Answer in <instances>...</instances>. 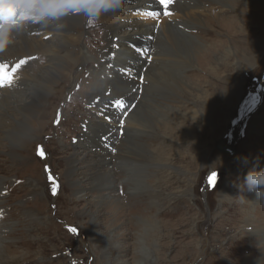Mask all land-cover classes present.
Returning <instances> with one entry per match:
<instances>
[{"label":"rangeland","instance_id":"obj_1","mask_svg":"<svg viewBox=\"0 0 264 264\" xmlns=\"http://www.w3.org/2000/svg\"><path fill=\"white\" fill-rule=\"evenodd\" d=\"M240 1L230 0L236 5L225 8L216 5L215 1L210 3L204 0L202 10L205 14L198 21L202 27L198 25L195 29H187L188 33H198L203 38L193 45L204 48L227 40L221 28L223 21H217L213 16L220 19L230 17L232 23L236 22L234 33L228 40L235 49L225 59L226 64L205 56L201 60H204L205 66L210 65L213 72L205 66L209 71H201L197 61L189 69H181L182 77H188V81L193 80V76L202 77L203 83H197L200 96L191 93L181 99L158 97L155 93L158 89L169 91L171 78L167 73L159 76L152 71L153 68L145 70L148 84L144 91L143 87L141 89L142 99L139 98L137 102L140 101L141 105L138 114L146 127L148 125V129L153 131L143 128L138 136L135 134L125 142V129L123 139L116 146V150L125 151L129 158L136 161L128 163L123 160L126 163L122 161L117 167L114 166V171H117L114 183L120 188L123 186L124 195L117 190L111 193L109 189L99 192L96 188L92 189L101 180L92 181L95 169H91V160L103 157L105 150L102 147L97 151V144L90 136L86 141L88 146L84 143L71 145V138L75 139L82 133L84 120L90 121L94 117L85 115L84 101L88 96L84 94L91 95L90 100L96 97L95 90L100 84L110 87L121 74L130 72H115L110 65L125 69L128 66L126 62H121V57L128 58L133 54L124 52L123 56L115 58L114 65L113 55H105L100 64L101 69L102 66L105 68L103 73L97 71L101 53L97 56L95 49L89 47L101 46L106 30H114L117 37H122L119 43H128L129 33L148 23L134 17L136 14L133 15L131 9L108 13L105 20L100 18L97 21L94 30L99 33L98 37L91 35L87 42L90 31L86 29L87 18L81 15L77 25H74L71 44L65 39L60 43L70 45L69 50L77 52L82 47L88 49L89 56L96 62L82 63L75 56L62 63L66 71L46 101L45 117L36 123L27 144L16 150L15 158L8 147L9 143L0 134V179H3L2 188L5 191L0 198L3 202L0 213L3 240L0 241V249L5 251V261L0 264H141V253L146 258L143 264H262L264 250L260 249L262 246L258 238L251 236L249 231L256 228L252 227L253 222H250L253 218L250 217L258 219L259 225L264 224V200L258 197L257 191L240 189V185L244 173L254 165L258 164L256 170L264 168V2L249 0L246 6L240 8ZM108 16L110 20L106 19ZM174 20L178 24L182 19ZM207 28L214 29V33ZM100 29H105L103 36ZM123 29H127L125 37ZM16 36L12 35V41L18 43L21 40ZM29 37L43 40V35ZM184 44L189 46V54L194 60L198 50L190 44L179 43L178 52L182 53ZM121 50L124 48L118 46V51ZM48 58L43 55L33 62L31 67L38 64L29 69L31 73L45 70L52 63ZM144 66L146 63L142 62L135 70L129 69L142 73ZM109 71H114V74ZM85 72L88 74L87 80H83ZM82 82L87 83L90 91L85 90ZM77 84L82 85L83 89L77 90ZM147 89L150 91L147 92ZM97 91L98 97L100 95L99 98L104 99L101 90ZM192 103L202 112V116L194 115ZM159 106L165 109L170 106L175 112L186 113L184 117L181 115L183 119L179 122L177 118L172 119L176 131L171 135H152L159 133L155 130L154 119V108ZM159 111L168 119L169 112ZM133 115L130 117L131 123ZM58 119L59 125L55 127ZM180 121L184 122L180 124ZM178 123L183 128L179 131ZM222 139H232V146H224L230 150L236 148L233 156L217 150L225 144L221 145ZM158 143H162L167 151L168 159L162 161L166 165L160 168L161 165L155 161L158 159L154 157L156 163L146 164L150 166L144 167L148 171H142L145 176L141 178L135 170L141 168L140 161L148 162L147 154L151 155V148ZM75 146L78 152L86 153L82 168L79 167L70 176L71 181L79 180L80 194L72 192L71 183L67 182L71 159L81 157L77 150L74 151ZM39 149L43 150L44 158L38 155ZM238 157H248V166ZM142 172L140 170V174ZM213 173L216 174V182L208 189L206 178ZM49 175L59 185L56 195L51 192ZM17 181L20 182L18 185L15 184ZM141 181L146 183L148 190L142 187ZM107 202H115L112 208L115 213L105 209ZM4 210L6 216H3ZM88 215H93V223ZM3 219H6L4 223ZM72 228L76 229L75 233L70 231ZM10 256L13 258L6 260Z\"/></svg>","mask_w":264,"mask_h":264},{"label":"bare ground","instance_id":"obj_2","mask_svg":"<svg viewBox=\"0 0 264 264\" xmlns=\"http://www.w3.org/2000/svg\"><path fill=\"white\" fill-rule=\"evenodd\" d=\"M203 1L204 0H185V1L177 0V2L175 3L176 10H177L176 15L174 17H171V20L177 19L179 16V18L181 17V19L183 20L182 24H177V25L174 24L173 25V24L167 22L166 20H163L158 26V32L157 33L152 32V31L145 32V30L148 29V26L144 25V24H142V26H138L137 28H134L132 33H129L130 38H131V39L129 38V41L134 39L135 34L133 32H137V31H138V33H141V31H143L144 34L149 35L151 37L153 36V38H155V42H154V46H155L154 57H155V59L153 60L151 65L148 66V68H149V70L151 68H153L152 71L155 72L156 74H159V76H161L163 74L166 75L165 73H167V74H169V76L171 78V85L168 87L169 91L168 92H162L160 89H158V91L155 92L158 97L165 96V97H172V98L181 99V98H183V96H184V98H186V96L191 95V93H197V95L200 96L201 91L199 90L200 87L197 83H203L202 79H201L202 77L198 76V78H197V76H193V80L188 81L189 80L188 77H182L180 72H183L186 68L189 69V66H192L193 64H195V61H197V64H198L197 66L200 67L199 69L201 71L205 70V72H207V71L211 70L212 67L208 64H206V66H205L204 60H201L202 57L207 56L206 58L208 59L209 56H211L214 60H216V61L219 60V61H222L225 63V59L234 53L233 50L235 48H233L234 46H233L232 42L228 41V40L231 37V35L234 33V28H235L234 26H235L236 22L232 23L231 22L232 20L230 17L220 19L218 16H213L217 21H223L224 26L222 25L223 27H221V28H222V32L224 30L223 34L225 37H227V40L223 41L221 44L218 43L216 45H212V46L204 47V48L199 47L198 45H193L194 43L195 44L199 43V39H203V38L198 36L197 35L198 33L196 35H192L191 33L184 31L186 26L188 28H190V30L199 27L198 25L201 26V24L198 21L200 19H202V18L199 19V17L202 16L203 14H205V11L202 10L203 9V7H202ZM205 1H208L210 3L215 1L217 3L216 5L221 6V7H225V8H227L228 6L230 7L232 5L233 6L236 5L232 2H230V0H205ZM248 2H249V0H241L240 1L241 4H239L240 8L242 7V5L246 6ZM261 2H264V0H261ZM142 3H144L143 0H125L123 9L124 10H130V9L133 10V8H135L136 6H138ZM231 8H233V7H231ZM150 10H152V9H150ZM178 13H179V15L177 16ZM109 15H110V13H109ZM80 17H81V15H76V14L64 17L61 21H59V23L63 25V27L59 28V29L56 27L55 22L50 24L48 27L37 26L36 29H32V31L43 30L44 32L41 35L51 34L52 36L48 42H44L43 40H32L27 35L29 32H27L25 29H21L19 31H16L13 35L17 34L19 36V40H21V41L18 43H16L15 41H12L5 50L0 51V53L3 54L2 57L4 59L5 58L13 59L15 56H20L21 58H24V57L26 58V57H31V56H43V55H45V56L49 57L50 62H52L48 65V67L45 70L41 69L43 71L37 72L35 74L31 73L32 70L27 72L28 71L27 69L30 67V65H28L26 67V69L23 70L22 74L20 75L19 84L16 85L13 89H11L12 91H10L8 89L0 90V134L3 136V140H5L6 143H9L8 147L11 148V150H12L11 153L13 154L12 155L13 158H15L14 153L16 152V150L23 148L27 144L28 139L30 138L31 132H33V130L35 129L36 123L40 119L45 117L44 116L45 114L43 113V111H44V106L46 105V101L50 97L51 92L53 91V88L55 87V85L58 84L61 76L66 71L65 65L62 63L67 61V60L75 58V56H77L82 61V63L96 62V61H93V58H91V56H89V53L87 51L88 49L86 50L82 47L77 52L76 50H69L70 45L69 46L68 45L63 46V44L60 43V42H62L61 41L62 39H63V41L65 39L66 41H68L71 44V41H72L70 39L71 34H73L74 29H75L74 25H77V20H79ZM106 19L110 20V16H108ZM112 19H115V17H113ZM179 26H182L183 30H180L178 28ZM239 26L242 27L243 25L239 24ZM207 29L211 30L209 28H207ZM213 30H211L212 33H214ZM123 31H124L123 32V36H124L127 29H125V30L123 29ZM109 33H110L112 39L117 38L119 40V42L122 39V37L116 36V34L114 33V30L112 32H109ZM206 33H207V31H206ZM18 36H16V37H18ZM126 39H127V37H126ZM112 43H113L112 41H109L108 45L111 46ZM179 43H188L191 45L192 48H194L195 50H198L194 56V60L191 57V55L189 54V51H188L189 46L187 44H184V47L182 46L183 49H182L181 54L178 52V44ZM117 53H119V54L116 55ZM123 53H124V50H121L119 52L118 47H116L114 49H110L108 52H106L102 55L100 54V58H98L99 60L97 63V68H98L97 71L98 72L103 71V73H105V70H104L105 68L101 69V67H100V64L103 63L105 55H107V54L113 55L114 59L112 60V63L114 65L115 58H119V57L123 56ZM204 66L209 70L205 69ZM215 66L218 67L217 64H215ZM181 69L183 71H181ZM214 71H215V68H214ZM109 73L114 74V71H109ZM132 73H136V72L132 71V72H128L125 74H121V76L119 78H116L114 81H112L111 86L109 87V88L113 89V91L115 93V98H120V101H122V98H123V96L126 95L127 91H131V89H133L138 84L136 78H133V81H130V82L125 81V79L123 78V77H126L128 74H132ZM67 75H69L68 72H67ZM146 75H147V73H146ZM146 75L144 74L145 81L147 80ZM189 84H191L194 88H191ZM153 88H152V90H153ZM145 89H146V85L143 87V91ZM182 89H185V90L182 91ZM195 89H197V90H195ZM149 91L150 90H148L147 92H149ZM144 94H145V92H144ZM147 96H149V95H147ZM134 97L135 96H133V98ZM141 99H142V97L139 100H141ZM131 100H132V98L129 99L127 104H129L131 102ZM140 106L141 105H140V101H139V103L135 105V107H134L135 109L133 108L134 111L132 109V111L128 114L127 118L125 119L126 125L128 124L126 126V135H125L126 137L124 139L125 142L127 140L129 141V138L134 136L135 134H136V136H138V133L142 132L143 130H141V129H143V128L147 129L146 131H150V130L153 131L152 129H148L149 128L148 125L146 127L144 120L139 116L138 112H139ZM176 106H177V108L179 107L178 105H176ZM192 107L194 108L193 112H194L195 116H197L198 114H200L202 116V112H199L197 110L198 108H196V106L194 107L193 103H192ZM166 108L167 109L162 108L160 106L154 108V113H155L154 119H156L155 120V122H156L155 130L158 131L159 133L152 134V135H159V134L171 135V134H173L176 131V128L174 125L172 126V124H173L172 119L177 118L178 122H179V120L183 119L182 116L183 117L186 116L185 111H180V112L176 111L175 112V111H173V109L170 106H168ZM126 109H128V108H126ZM159 110H162L164 112H169L168 119H165L163 117V114H161V112ZM132 112H134V115L132 114ZM187 114H190V113L187 112ZM191 114H193V113H191ZM132 115L134 116L132 118L133 123L130 122V117ZM166 120H167V122H166ZM182 122H184V121H182ZM182 122L180 121V124ZM103 125H106V124L104 123ZM114 127H115V125H114ZM181 129H183V128H181V126L178 123L177 124V130L179 131ZM249 132H251V131L249 130ZM222 143L223 142H221V145H222ZM129 144H131V143H129ZM151 149H152L151 155L147 154V156L149 158L148 162L147 161L146 162L140 161L139 166H141V168L138 167L135 170L136 175L139 173V176H142L141 178H143L145 176L142 171L145 170L144 172H146V169L148 171V168H144V167L150 166V165L146 166V164L158 162L159 166L161 165L160 168H162L166 165V163L162 164L165 161H167V159H168V155L166 153L167 151L165 152L162 143H158L157 145L153 146ZM75 150H77V146H75L74 151ZM77 152H78V150H77ZM84 152L85 151H83V152L79 151L78 152V153H80L79 155L81 156L79 159H76V158L71 159V161L69 163L68 170H67V175H68L67 182L71 183L70 189L72 192H74L76 194H80L82 192V189L79 186V180L71 181L70 176L72 174H74L76 171H78L79 167L82 168L83 161H85V158H86L85 157L86 153H84ZM130 153H132V152H130ZM102 154L104 155L103 157L101 156L100 158H97L93 161L91 160V165H92V166L90 165L92 167L91 169L92 170L95 169V170H93L94 173L91 176V179H92V181H95L97 179L101 180L100 183L94 185V187H92V189L95 190V188H96L98 190V192L104 191L105 189H109V192L113 193L114 191H116L118 189V186H116V184L114 183L115 177H116V174H115L116 170L114 171V169H115L114 166L117 167V165L119 163H121L123 160H125L128 163H133V162L136 163V161H135V159L129 158L126 155L125 151H123V150L122 151L116 150L115 156L112 154H108L109 155L108 156L105 151H103ZM140 156H141V153H140ZM154 157L156 159H158L159 161L155 160ZM92 158H93V156H92ZM125 161H123V162L126 163ZM162 161H164V162H162ZM94 166H95V168H94ZM101 168H102V170H101ZM140 170H141L142 174H140ZM2 180L0 179V198L2 196L1 193L4 192V190L2 188V186H3L2 183H4V182H2ZM138 180H140V178ZM141 184H142V187H144V189L148 190L145 182L141 181ZM133 191H135V190H133ZM147 198H149L148 195H147ZM2 203L3 202L0 201V213L2 212V209H1ZM251 203L253 205H256L255 204L256 202L251 201ZM114 204H115V202H107V204L105 205V209L115 213L114 211H112ZM255 209H256V207H255ZM206 210L208 211L207 207H206ZM88 216L91 217L92 223H93L94 222L93 215H88ZM116 218H117V216H116ZM250 218H253L250 222V223L253 222L252 227H256V228L253 229V228H251L250 224H248L251 228V230L249 231V234L251 236L258 238V243L261 244V246H262V247H260V249L264 250V224H263V226L259 225V223H258L259 220L254 219L255 217H250ZM6 227H7V225H6ZM1 235H2V230H0V241L3 240ZM4 253H5V251L0 249V262L5 261L4 260L5 259ZM12 258H13V256L12 257L10 256L9 258L7 257L6 260H10ZM140 259L142 262L141 264H143L145 259H146L144 253H141ZM262 264H264V261L262 262Z\"/></svg>","mask_w":264,"mask_h":264},{"label":"clouds","instance_id":"obj_3","mask_svg":"<svg viewBox=\"0 0 264 264\" xmlns=\"http://www.w3.org/2000/svg\"><path fill=\"white\" fill-rule=\"evenodd\" d=\"M125 0H3L0 3V51L5 50L12 42V35L29 26L39 25L48 27L55 22L56 27L69 15H82L88 22L95 24L108 13L123 9ZM13 8L16 15L13 18ZM244 165L249 164L248 157L237 158ZM254 165L243 177L240 189L257 191V195L264 200V168L257 169Z\"/></svg>","mask_w":264,"mask_h":264},{"label":"snow or ice","instance_id":"obj_4","mask_svg":"<svg viewBox=\"0 0 264 264\" xmlns=\"http://www.w3.org/2000/svg\"><path fill=\"white\" fill-rule=\"evenodd\" d=\"M3 0H0V3H2ZM174 2V0H158V4L160 6H162L163 11H158V10H154V11H145V12H139L137 14L142 15L145 18H151V19H155L158 21L159 17L161 15L164 16H169L171 15V11H169L170 5H172ZM16 15V9L13 8V18ZM89 25H91V22H88ZM140 51V50H137ZM29 59H35V57H29L27 59L24 60H20L15 66L13 67H9V65L7 63H3L0 62V88H11L14 87L15 85V73L26 63H28ZM115 107H117L118 109H123L125 107V105L123 104L122 101H117L115 103ZM58 123V120H57ZM38 155L41 156V158H44V152L42 149L38 150ZM46 171H48L46 169ZM49 182L52 184V188H51V192L53 195H56L58 193V189H59V185L58 183L55 181V179L49 175ZM209 184L210 185H214L216 182V174L213 173L210 177H209ZM71 232L75 233L76 229L72 228L70 229Z\"/></svg>","mask_w":264,"mask_h":264},{"label":"water","instance_id":"obj_5","mask_svg":"<svg viewBox=\"0 0 264 264\" xmlns=\"http://www.w3.org/2000/svg\"><path fill=\"white\" fill-rule=\"evenodd\" d=\"M217 150L222 152V153H226V154L232 155V152L229 149H227V148L220 147V148H217Z\"/></svg>","mask_w":264,"mask_h":264}]
</instances>
